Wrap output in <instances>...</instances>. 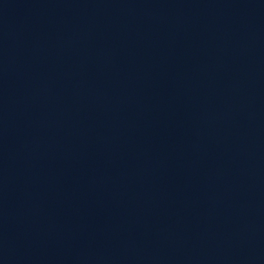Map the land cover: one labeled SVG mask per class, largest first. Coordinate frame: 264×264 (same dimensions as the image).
Segmentation results:
<instances>
[{
  "label": "water",
  "instance_id": "95a60500",
  "mask_svg": "<svg viewBox=\"0 0 264 264\" xmlns=\"http://www.w3.org/2000/svg\"><path fill=\"white\" fill-rule=\"evenodd\" d=\"M0 264H264V0H0Z\"/></svg>",
  "mask_w": 264,
  "mask_h": 264
}]
</instances>
